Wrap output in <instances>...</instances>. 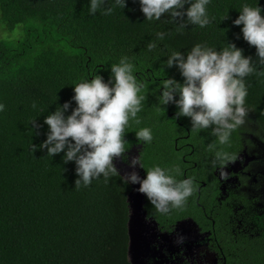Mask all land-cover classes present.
<instances>
[{"label": "trees", "instance_id": "trees-1", "mask_svg": "<svg viewBox=\"0 0 264 264\" xmlns=\"http://www.w3.org/2000/svg\"><path fill=\"white\" fill-rule=\"evenodd\" d=\"M87 4L88 0H0V29L10 34L0 33V102L5 105L0 112V264H130L131 186L113 176L77 190L74 162L64 163L63 153L52 158L46 150L31 148L46 139L44 118L71 100L73 85L95 74L107 81L110 65L124 55L136 65L135 75L146 95L138 114L141 123L132 121L126 129L127 155L135 149L145 169L178 164L181 179L195 177L197 192L171 217L204 218L200 207L204 205L215 227L223 226L215 201L218 170L211 164L213 153L207 150L216 137L211 130L191 132L190 118H176V106L163 109L157 97L165 79L183 81L175 67L167 68V56L172 51L186 54L198 43L215 48L234 43L245 56L253 57L258 71H264L255 60V47L243 39L241 26L232 23L245 4L264 9V0H212L208 6L212 22L205 28L188 25L182 32L176 31V23L167 15L161 21H145L138 0H127L126 8L116 7L111 15H89ZM110 6L112 0H106L105 7ZM157 32L166 33L163 41L157 40ZM150 42L157 44L151 52ZM246 84L249 116L232 134L226 150L237 155L245 151L254 158L250 168L264 171V76H249ZM35 118L39 129L30 123ZM143 127H150L154 136L144 147L135 136ZM114 163L118 169L127 164L119 159ZM249 200L246 195L245 204ZM145 209L157 220L164 219L155 209L151 213L153 207L146 199ZM258 210L260 215L250 213L247 219L259 221V231L251 240L254 247L242 250L251 263L264 254V208Z\"/></svg>", "mask_w": 264, "mask_h": 264}, {"label": "clouds", "instance_id": "clouds-1", "mask_svg": "<svg viewBox=\"0 0 264 264\" xmlns=\"http://www.w3.org/2000/svg\"><path fill=\"white\" fill-rule=\"evenodd\" d=\"M211 2L138 0L145 21H161L167 15L176 23L177 32H182L188 25L207 27L213 19L208 12ZM105 5L106 0H88V14L94 16L100 12L111 15L116 7L126 8L127 0H112V6ZM262 11L264 9L258 4H245L232 23L241 26L243 39L256 49L255 60L264 65ZM165 36V32L156 33L159 41H163ZM156 47L155 42H150L147 50L151 52ZM165 62L167 68L175 67L179 71L183 81L165 79L157 97L158 105L164 109L163 106L174 104L178 109L176 118H190L191 132L200 134L211 130L216 137L213 143L207 145V150L213 153L211 164L219 171L220 179L227 181L230 175L226 168L239 157L226 149L231 147L232 134L245 125L249 116L246 78L264 76V71H258L253 57L245 56L234 43H227L222 48L198 43L186 54L172 51ZM135 72L132 58L124 55L118 63L110 65L107 81L95 74L74 84L71 100L58 105L54 112L45 116L43 123L48 126L46 139L40 145L32 144L31 148L33 152L46 150V156L52 158L63 153L64 163L74 162L77 190L90 187L94 180L101 177L108 182L113 176H119L125 185H138L134 190L144 196L157 213L170 216L187 206L198 186L195 177L180 178L183 170L178 164L171 167L155 164L145 169L140 154L127 155L130 148L125 138L126 129L132 121L141 123L138 114L143 111L146 100L142 92L143 84L138 82ZM72 102H75V107H72ZM31 107L36 110L37 104L33 102ZM70 109V114H67ZM3 111L5 105L0 102V112ZM36 118L30 123L34 129H39L41 125ZM135 136L137 144L143 147L154 139L150 127L140 128ZM118 159L126 162L130 171L121 174L114 163ZM137 168L144 169L146 175L141 177ZM169 234H175L174 243L183 253L187 237L177 232L175 227ZM153 246L159 247L158 244ZM181 258L183 264H193L192 258ZM147 264H154L153 258H148Z\"/></svg>", "mask_w": 264, "mask_h": 264}, {"label": "flooded vegetation", "instance_id": "flooded-vegetation-1", "mask_svg": "<svg viewBox=\"0 0 264 264\" xmlns=\"http://www.w3.org/2000/svg\"><path fill=\"white\" fill-rule=\"evenodd\" d=\"M133 155H138L135 149L128 154L129 157ZM240 155H243V159ZM238 157L235 163L226 168L230 175L227 181L220 179L219 171L216 173L219 195L215 201L218 205L217 211L223 214L222 227H215V222L206 214L204 205H200L201 211L204 212V218L201 219L186 217L178 220L170 215L157 220L155 215L145 209L144 204L146 216L141 223L146 229V233L143 234L146 245L136 249L134 245L129 244L130 264H147L148 258H153L154 264H183L182 256L192 258L193 264H264V254L262 260L259 258L258 262L251 263V260H245L242 251L254 247L251 240L254 239L253 234L256 235L259 231V221L255 223L247 219L250 218V213L260 215L258 208H264L262 204L264 197L259 196V189L256 186L261 187L263 195L264 171L262 168L258 170L250 168L248 164L254 158L249 157L245 151ZM246 157L251 159L248 163ZM123 167L119 169L123 170ZM206 190L205 194H209L211 188ZM246 195L251 198L248 204H245ZM153 211L154 208L151 209V213ZM173 227L187 237L183 253L174 243L175 234H169ZM248 243L251 244L247 245ZM155 244L159 247H154Z\"/></svg>", "mask_w": 264, "mask_h": 264}, {"label": "water", "instance_id": "water-1", "mask_svg": "<svg viewBox=\"0 0 264 264\" xmlns=\"http://www.w3.org/2000/svg\"><path fill=\"white\" fill-rule=\"evenodd\" d=\"M137 156V155H133ZM243 159V155H240ZM251 159L246 157V163H248ZM238 165V163H237ZM118 167V166H117ZM130 171L127 164L123 167V170H120L121 174ZM137 171L143 177V169L137 168ZM138 187V185L131 186V192L128 196L129 203V222H128V231H129V244L134 245L136 249H140L146 245V240L144 237V233H146V229L142 227L141 221L145 219L144 212V204L145 199L144 196L137 193L134 189Z\"/></svg>", "mask_w": 264, "mask_h": 264}, {"label": "rangeland", "instance_id": "rangeland-1", "mask_svg": "<svg viewBox=\"0 0 264 264\" xmlns=\"http://www.w3.org/2000/svg\"><path fill=\"white\" fill-rule=\"evenodd\" d=\"M0 28L2 29V27H1V26H0ZM1 29H0V33H1V34H2V33H3V34H5V32H6V31H4V30H1ZM6 33H7L8 35H10L8 32H6ZM1 36H4V35H1Z\"/></svg>", "mask_w": 264, "mask_h": 264}]
</instances>
